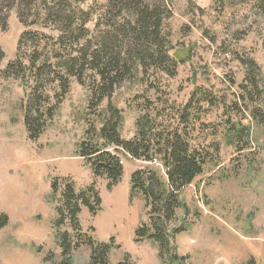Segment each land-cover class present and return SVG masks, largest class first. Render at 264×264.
<instances>
[{"label":"rangeland","instance_id":"374dc122","mask_svg":"<svg viewBox=\"0 0 264 264\" xmlns=\"http://www.w3.org/2000/svg\"><path fill=\"white\" fill-rule=\"evenodd\" d=\"M105 3L87 0L82 7L99 13ZM171 8L165 31L173 45L183 50L180 55L190 56L191 61L180 64L178 77L165 83L170 104L186 106L196 88H205L231 104L244 78V60L238 61V57L254 59L264 70L263 20L250 8L220 11L213 0H172ZM99 14L88 25L91 30ZM29 29L12 13L8 30L0 32L5 56L0 71L16 61L20 37ZM141 90L127 84L113 98L114 105L124 112L125 140L136 134L139 112L131 99ZM24 93L19 82L4 80L0 73V264L59 263L62 251L57 245V230L61 234L74 232L69 222L54 229L61 196L52 200L53 185L59 180L62 188L61 180L65 179L79 191L94 184L98 189L101 211L93 216L83 207L79 221L83 234L113 246L110 264H162L155 242L136 236L148 218L143 201L130 199L134 173L148 164L118 153L124 173L117 186L109 189L106 179L94 177L77 149L92 124L100 127V119L88 112L89 92L74 82L37 140L30 138L25 125ZM107 105L105 101L101 110ZM223 114L221 108L204 119L217 126V134L213 135L214 129L194 134L200 138L193 142L196 147L217 142L220 154L182 194L187 211H179V216L192 226L175 238V249L170 251L186 258L181 264H264V128L249 114H240L247 118L242 121L250 130L246 150L240 153L242 148L235 147L232 135L226 136L231 115ZM90 256L91 249L81 247L68 257L74 264H89Z\"/></svg>","mask_w":264,"mask_h":264},{"label":"trees","instance_id":"16d2710c","mask_svg":"<svg viewBox=\"0 0 264 264\" xmlns=\"http://www.w3.org/2000/svg\"><path fill=\"white\" fill-rule=\"evenodd\" d=\"M105 1L99 14L82 7L87 0H0V32L8 30L12 13L23 28H36L22 33L16 61L0 71L1 78L19 82L25 90L22 108L33 140L59 111L74 82L89 92L88 112L100 119V127L90 126L77 145L78 153L96 179L107 180L109 189L123 177L118 153L148 164L132 178L130 199L143 201L148 218L136 236L155 242L162 264H181L186 258L170 251L175 249V238L192 226L179 216V211H187L182 194L220 154L217 142L196 147L194 143L200 138L194 134L211 129L217 134V126L204 119L222 108L224 116L231 115L225 135H232L235 147L242 148L240 153L245 151L250 130L243 125L247 118L240 114H249L264 128V70L254 59L238 57V61L244 60V78L231 104L205 88H196L186 106L176 108L170 104L165 83L178 77L179 65L191 58L180 55L183 50L173 45L165 31V22L172 17V0ZM213 2L220 11L250 8L264 22V0ZM96 14L99 16L91 30L88 25ZM4 58L0 48V68ZM127 84L142 87L131 99L139 112L132 140L123 138L124 112L113 103ZM231 84L237 87L236 81L231 80ZM105 101L108 105L101 110ZM59 182H54L51 196L53 201L61 196L54 229L69 222L74 232L61 234L57 230V245L62 251L58 264H74L68 256L81 247L91 249L89 264H110L113 246L83 234L79 221L83 207L93 216L101 211L102 199L95 184L79 191L69 179L61 180L62 188Z\"/></svg>","mask_w":264,"mask_h":264}]
</instances>
